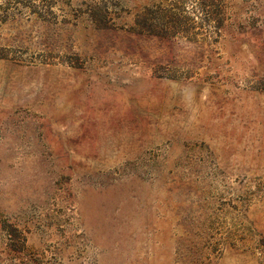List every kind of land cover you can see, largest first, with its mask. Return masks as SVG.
<instances>
[{"label":"rangeland","instance_id":"374dc122","mask_svg":"<svg viewBox=\"0 0 264 264\" xmlns=\"http://www.w3.org/2000/svg\"><path fill=\"white\" fill-rule=\"evenodd\" d=\"M0 264H264V0H0Z\"/></svg>","mask_w":264,"mask_h":264}]
</instances>
